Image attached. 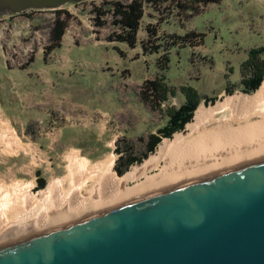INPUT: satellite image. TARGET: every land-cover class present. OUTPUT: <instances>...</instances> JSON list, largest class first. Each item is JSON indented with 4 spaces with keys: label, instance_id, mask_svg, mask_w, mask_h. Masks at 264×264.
<instances>
[{
    "label": "rangeland",
    "instance_id": "obj_1",
    "mask_svg": "<svg viewBox=\"0 0 264 264\" xmlns=\"http://www.w3.org/2000/svg\"><path fill=\"white\" fill-rule=\"evenodd\" d=\"M102 2L69 3L61 8L62 13L58 9H46L0 15V77L7 66L22 68L21 72L29 78L47 73L53 78L54 92L60 95L57 105L56 101H48L7 106L10 101L3 93L6 91H0V100L6 99L5 113L18 119L9 120L0 110V122L6 123V128L12 129L20 142L19 146L10 137L5 143L0 140L1 184H26L35 179L37 183L31 193L36 196L50 179L64 174L65 155L75 149L93 160L115 152L116 164L120 152L127 154V148L142 157L147 153L150 135L158 134L166 124L167 108L184 103V85L194 87L201 94L198 107L216 104L235 94L252 96L257 91L248 94L239 84L242 63L249 51L264 46V0H219L209 3L193 17L178 16L169 4L161 11L148 7L135 47L108 39L109 35L120 32L110 14L103 18L106 25L95 24V10ZM58 17H69L67 34L61 47L46 60L44 52L51 44ZM148 25L157 30L154 40L157 36H183L190 31L202 34L203 38L202 44L197 43L199 38H193L195 47L172 48L165 75L175 95L170 94L168 101L158 107L141 96L143 83L160 72V54H144L141 46V40L147 38ZM261 57L264 59V53ZM41 110L45 112L43 117ZM228 114L226 111L220 116ZM259 119L254 117L251 124ZM235 125L242 126V130L248 126L243 121ZM185 128L171 137H163L152 152L123 174L142 164L157 152L161 142ZM38 177L44 179V184L39 183Z\"/></svg>",
    "mask_w": 264,
    "mask_h": 264
},
{
    "label": "water",
    "instance_id": "obj_2",
    "mask_svg": "<svg viewBox=\"0 0 264 264\" xmlns=\"http://www.w3.org/2000/svg\"><path fill=\"white\" fill-rule=\"evenodd\" d=\"M83 1L0 0V15ZM0 264H264V160L2 248Z\"/></svg>",
    "mask_w": 264,
    "mask_h": 264
},
{
    "label": "bare ground",
    "instance_id": "obj_3",
    "mask_svg": "<svg viewBox=\"0 0 264 264\" xmlns=\"http://www.w3.org/2000/svg\"><path fill=\"white\" fill-rule=\"evenodd\" d=\"M254 117L260 119L251 124ZM242 121L246 130L235 125ZM8 137L19 143L2 121L0 140ZM65 156L64 174L36 196L32 181L0 183V249L264 160V81L252 96L201 104L183 132L122 176L115 152L96 160L76 149Z\"/></svg>",
    "mask_w": 264,
    "mask_h": 264
},
{
    "label": "trees",
    "instance_id": "obj_4",
    "mask_svg": "<svg viewBox=\"0 0 264 264\" xmlns=\"http://www.w3.org/2000/svg\"><path fill=\"white\" fill-rule=\"evenodd\" d=\"M218 1L219 0H103L102 5L95 10L97 15L94 19L97 26H104L107 24V21L103 18L110 14L113 17V25L118 27L120 32L109 35L108 39L110 41H124L131 47H135L139 41L138 32L142 26V20L148 7L161 11L164 5L169 4L172 10L177 11L178 16L193 17L199 14L209 3ZM56 11L62 13L64 10L60 8ZM66 13L68 12L66 11ZM69 17L56 18L51 44L45 52L46 59L52 51L61 47L63 37L68 28ZM146 32L147 38L141 40L143 52L144 54L154 52L160 54L158 58L160 72L154 79L146 80L143 83L141 96L144 101L152 103L154 107H158L168 101L170 94L175 95V89L170 86L165 75V71L168 69L171 61L170 52L172 48L178 47V45L182 47L192 45L195 47L196 44L193 43V38H199L197 43L200 44L203 43V38L202 34H198L196 31H190L183 36H178L176 34L169 35L167 38L157 36L156 40H154V37L157 35V30L153 28L152 25L147 26ZM150 42L153 43L151 46L149 45ZM263 53L264 46L252 48L249 51L248 58L242 63V79L239 85L242 90L248 94H251L250 92L253 93V91L255 92L264 80V59L261 57ZM229 91H231V89H229ZM183 93L185 95L184 103L179 107L173 106L167 108L168 120L166 124L158 130V134L150 135L147 153L152 152L163 137H171L174 132L183 130L185 125L192 120L194 112L198 108L202 97L199 91L192 86L184 85ZM118 151L120 152V150ZM126 153L127 154L124 155L120 152L121 157L115 166L116 172L120 176H122L129 166L140 161L142 157H145L147 154H143L142 157L135 156L132 153V148H127ZM38 181L41 185L44 184L43 178L38 177Z\"/></svg>",
    "mask_w": 264,
    "mask_h": 264
},
{
    "label": "crops",
    "instance_id": "obj_5",
    "mask_svg": "<svg viewBox=\"0 0 264 264\" xmlns=\"http://www.w3.org/2000/svg\"><path fill=\"white\" fill-rule=\"evenodd\" d=\"M66 34L67 32L65 33L63 37V41H64ZM52 53L49 55V57H52ZM4 69H6V72L3 74V76L0 77V91H6L3 93L7 94L8 100L10 102L8 104H5L6 99L3 98L4 102L0 100V110L9 120L10 118L11 120H18V119H16L17 116H14L16 117L14 118L11 115H8L7 113H5L4 104L7 106H10V104L12 106L16 104H21V102H25L28 104H34V103L44 104V103H47L48 101H51V103L53 101H56L55 105L59 103L60 95L54 92L53 90L54 81H53V78L49 74L47 73L41 74V75L37 74L36 77L29 78V77L24 76L25 72H21L22 68L20 67L12 66L9 68L7 66V67H4ZM10 90L12 91L11 92L12 94L10 93ZM26 107L29 108V106H26ZM41 113H42V117L45 116V112L43 110H41ZM21 116L23 117L24 115H21ZM16 138L19 142L17 135H16ZM18 144L20 146V142ZM31 181L34 183V186H33L34 188L37 182L35 179Z\"/></svg>",
    "mask_w": 264,
    "mask_h": 264
}]
</instances>
